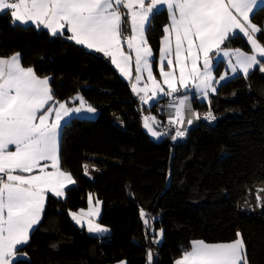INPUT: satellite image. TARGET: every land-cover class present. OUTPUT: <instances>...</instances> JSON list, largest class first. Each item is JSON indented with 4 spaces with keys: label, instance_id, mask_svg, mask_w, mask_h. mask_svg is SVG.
Wrapping results in <instances>:
<instances>
[{
    "label": "trees",
    "instance_id": "16d2710c",
    "mask_svg": "<svg viewBox=\"0 0 264 264\" xmlns=\"http://www.w3.org/2000/svg\"><path fill=\"white\" fill-rule=\"evenodd\" d=\"M250 19L264 27V6ZM10 20L9 14L0 15V56L19 52L23 66L54 78L50 83L57 99L69 101L79 92L98 110L94 119L74 117L63 124L61 166L77 183L68 187L65 198L49 195L40 224L17 253V264L123 259L148 264L149 250L151 264H175L190 241L228 242L237 231L248 264H264V208L240 210L249 191L264 188V73L259 66L246 78L239 73L219 84L210 103L194 101L199 113L211 110L214 120L201 118L183 138L155 143L143 130V117L160 118L156 105H143L109 58L31 25L13 27ZM167 23L161 8L146 32L156 58ZM257 38L264 44V35ZM221 47L249 50L241 35ZM85 164L90 177L84 174ZM89 192L102 202L98 221L110 228L109 235H90L69 215L87 206ZM141 209L149 214L147 229ZM159 229L163 239L153 243Z\"/></svg>",
    "mask_w": 264,
    "mask_h": 264
},
{
    "label": "snow or ice",
    "instance_id": "6c2138e0",
    "mask_svg": "<svg viewBox=\"0 0 264 264\" xmlns=\"http://www.w3.org/2000/svg\"><path fill=\"white\" fill-rule=\"evenodd\" d=\"M258 5H264V0H0V15L10 14L13 27L31 25L101 53L129 80L133 93L148 103L161 93L173 97L181 89H194L203 99L215 94V85L226 75L213 76L212 53L228 57L231 71L242 72L245 78L256 66L264 73V44L257 38L258 33L264 35V27L250 19ZM162 7H166L170 23L162 29L157 59L146 32ZM239 34L246 37L250 52L221 48ZM154 65L163 85L154 75ZM53 79L37 75L32 66H23L19 52L0 56V264H17V253L40 224L49 195L65 198L68 187L77 183L61 166L60 131L66 117L94 114L96 108L79 92L69 98L79 101V107L57 99L50 83ZM169 107L174 108L175 119H169L174 127L185 123V111L201 118L187 94L175 97ZM203 118L211 121L216 117L209 110ZM149 120L156 122L155 117H145L144 127L154 137L167 134L155 131ZM192 123L193 119H187L188 125ZM186 131L175 127L171 138L183 137ZM83 169L88 175L87 164ZM93 197L88 193L87 209L70 210L69 215L77 225L86 223L89 233L106 234L109 229L96 222L102 202L98 198L94 202ZM148 215L140 210L146 229L150 227ZM162 234L163 229L156 233ZM235 235L228 242L190 241L175 264H248L242 234L237 231ZM152 258L149 250L148 264Z\"/></svg>",
    "mask_w": 264,
    "mask_h": 264
},
{
    "label": "rangeland",
    "instance_id": "374dc122",
    "mask_svg": "<svg viewBox=\"0 0 264 264\" xmlns=\"http://www.w3.org/2000/svg\"><path fill=\"white\" fill-rule=\"evenodd\" d=\"M222 48V47H221ZM222 49H229V48H222ZM222 53L218 54V56H221ZM223 64H222V68L220 67L218 69V65L220 63V59L218 57H215L214 59V62H213V68H212V73H213V76L216 77V79H219V77L221 75H226V79L224 81H221V83L227 81L228 79L234 77L236 74L238 73H233L231 71V68L229 67V61H228V57H224V61H222ZM232 63H235V57L232 58ZM243 74V73H242ZM155 75V74H154ZM145 79H146V73H145ZM161 81L162 78H161ZM219 85V84H218ZM218 85H215L216 87ZM131 86V85H130ZM140 87H143V81L141 82V84L139 85ZM80 94V93H79ZM187 94L190 98V101H191V106H192V109L193 111L195 110L194 107H193V104H194V101H197L199 103H202V102H205L207 99H203L201 96L199 95H196L195 94V90L194 89H191V91H185L184 89L182 90V92H179V93H176V97L178 96H182V95H185ZM82 95V94H80ZM141 95H143V93H141ZM149 95H151V93H149ZM83 96V95H82ZM137 96V95H136ZM84 97V96H83ZM137 98L139 99V101L147 106V107H150L152 106L153 104H156V108H157V111L158 113L161 115L160 118L158 117H155L153 114H149L147 115L148 117H155V126L163 129L166 133H168L169 136L172 137V135H175V127H180L179 125L177 126H173L171 124H169V119H175V116H174V108H170L169 105L170 104H173L175 103V98H172V97H168V96H164L162 93L159 94V96L154 99V100H149L148 103H144L140 100L139 96H137ZM169 99V101H164V99ZM208 98V97H207ZM85 99V98H84ZM86 100V99H85ZM158 104V105H157ZM69 107H79V101H75L74 104H68ZM164 110H166L170 115V117L166 116L165 117V114H164ZM98 115V110L96 109V112L94 114H89V113H73L72 115H70L69 117H66L65 118V121L63 122V124L69 120H71L72 118L74 117H83V118H90V119H94L96 118V116ZM185 115L189 116V112L185 111ZM151 122V123H152ZM152 123V124H153ZM153 124V125H154ZM190 128V126L186 127V129L188 130ZM183 130V129H182ZM181 137H177V139H179ZM88 166V164H87ZM261 189H264V188H256L254 190H251L248 192L247 194V198L245 199V201L240 205V210L242 213H250V212H260L262 211V209L264 207H262L261 205H264V191H261ZM91 193V192H89ZM257 195H259L261 197V199L258 201L257 200ZM95 199H97V197L94 195L93 197V200L95 202ZM88 205L84 208L85 210L87 209ZM100 215H101V211H102V203L100 204ZM100 215L99 217L96 218V222L99 223V218H100ZM75 223V221H73ZM76 224V223H75ZM103 225V224H102ZM81 227V225H78ZM83 226H86L87 228V225L86 223L83 224ZM82 226V227H83ZM105 226V225H103ZM105 227H108V226H105ZM108 229L110 230V228L108 227ZM161 229L157 230L156 233H159ZM86 232L90 235H102V234H93V233H89L88 230L86 229ZM163 239V234L162 236H158L156 235L155 237V240H159V243L157 244H160L161 241ZM120 261H124L126 263V260L123 259V260H120Z\"/></svg>",
    "mask_w": 264,
    "mask_h": 264
},
{
    "label": "crops",
    "instance_id": "0c3cea01",
    "mask_svg": "<svg viewBox=\"0 0 264 264\" xmlns=\"http://www.w3.org/2000/svg\"><path fill=\"white\" fill-rule=\"evenodd\" d=\"M264 5H258L255 9H254V11L257 9V8H259V7H263ZM162 8H165L166 9V7H162ZM166 11H167V9H166ZM167 14H168V23L167 24H169L170 23V21H169V13H168V11H167ZM10 15V14H9ZM251 15L252 14H250V17H251ZM253 23V22H252ZM47 31V30H46ZM239 35H241L242 37H244L242 34H239ZM245 38V40H246V42H247V39H246V37H244ZM260 42V41H259ZM261 43V42H260ZM247 44H248V42H247ZM262 44V43H261ZM248 47H249V50H242V51H246V52H250L251 51V46L248 44ZM222 48H224V47H222ZM229 49H236V48H229ZM127 50V49H126ZM211 56H212V61L214 62V59H215V57H218L219 59H220V62L221 61H224V56L223 55H221V56H218V54H216V53H212V54H210ZM158 57H159V55H158ZM232 58H234V57H232ZM158 59V58H157ZM261 59H264V58H261ZM114 66V65H113ZM114 69H115V72L117 73V74H119L121 77H123L120 73H119V71L115 68V66H114ZM133 70H134V56H133ZM238 74L239 73H241L242 74V72H237ZM154 74H155V76H156V78L158 79V80H160L161 81V77L159 76V72H158V69L156 68V69H154ZM237 75V74H236ZM124 79H126L125 77H123ZM128 82H129V80L128 79H126ZM161 84L163 85V81H161ZM129 85H131L130 84V82H129ZM131 87V86H130ZM164 87H165V89L167 88V86L166 85H164ZM182 90L183 89H181V91L180 92H182ZM187 91H191V88L189 89V90H187ZM135 96H136V94H135ZM210 96H211V93L209 94V96H208V98H207V100L205 101L206 103L207 102H209V99H210ZM176 97V94H174V96L172 97V98H175ZM164 101H169V99H164ZM156 105V104H155ZM158 105V104H157ZM193 107H194V104H193ZM194 109H195V107H194ZM196 113H198L199 115H200V117L202 118V119H204L203 117H204V115L208 112H204V113H199L196 109L194 110ZM164 114H165V117L166 116H168V117H170L169 115V113L166 111V110H164ZM53 118H54V115H53ZM189 118H191V119H193V123L191 124V125H188L187 124V119H189ZM200 118V119H201ZM200 119H195V118H193L192 116H191V113H189V116H187V115H185V123L182 125V126H180V127H182V129H186V127H188V126H192L194 123H197ZM204 120H206V119H204ZM209 121V120H208ZM60 138V137H59ZM87 176H89V175H87ZM90 177V176H89ZM70 186H72V185H70ZM69 186V187H70ZM82 227V226H81ZM83 228H85V230L87 229L86 228V226H83ZM108 228V227H107ZM31 234V233H30ZM110 234V230H109V232L108 233H106V234H102V235H109ZM194 240H200V239H194ZM193 241V240H192ZM178 258H180V257H178ZM177 258V259H178ZM111 264H120V261H118V262H115V263H111ZM126 264V263H125Z\"/></svg>",
    "mask_w": 264,
    "mask_h": 264
},
{
    "label": "water",
    "instance_id": "95a60500",
    "mask_svg": "<svg viewBox=\"0 0 264 264\" xmlns=\"http://www.w3.org/2000/svg\"><path fill=\"white\" fill-rule=\"evenodd\" d=\"M145 117H148V116L145 115V116L143 117V130H144V132L146 133V135H147V136H148L153 142H155V143H161L162 141H164V140L167 138V136H166L165 134H164V135H161L160 137H154V136L148 131V129L144 127V118H145ZM149 123L152 124V123L150 122V120H149ZM152 126H153V128H154L155 131L162 133V132H161L160 130H158L153 124H152Z\"/></svg>",
    "mask_w": 264,
    "mask_h": 264
},
{
    "label": "built area",
    "instance_id": "2783aa9c",
    "mask_svg": "<svg viewBox=\"0 0 264 264\" xmlns=\"http://www.w3.org/2000/svg\"><path fill=\"white\" fill-rule=\"evenodd\" d=\"M150 122H152L151 120H150ZM153 123V122H152ZM154 124V123H153ZM154 126H155V124H154ZM158 130H160L162 133H166L163 129H161V128H159V127H157V126H155ZM167 137H171V136H169L168 135V133L167 134H165ZM185 136V135H184ZM183 136V137H184ZM183 137H181V138H183Z\"/></svg>",
    "mask_w": 264,
    "mask_h": 264
}]
</instances>
